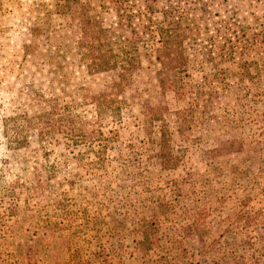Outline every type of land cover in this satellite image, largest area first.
Wrapping results in <instances>:
<instances>
[{"label":"rangeland","instance_id":"obj_1","mask_svg":"<svg viewBox=\"0 0 264 264\" xmlns=\"http://www.w3.org/2000/svg\"><path fill=\"white\" fill-rule=\"evenodd\" d=\"M104 36L138 69L89 75L79 45ZM263 53L264 0H0V122L51 99L76 130L41 174L11 123L0 264H264Z\"/></svg>","mask_w":264,"mask_h":264},{"label":"trees","instance_id":"obj_2","mask_svg":"<svg viewBox=\"0 0 264 264\" xmlns=\"http://www.w3.org/2000/svg\"><path fill=\"white\" fill-rule=\"evenodd\" d=\"M111 41H112V38L104 36L102 37V40H99L98 42H96L94 39L93 43L83 44L82 46L79 45V47L84 50L83 53H81V58L85 57L84 65L89 75L96 74L99 72H104V71L108 72L112 70L118 73H121L119 75H122V72L125 70L127 71L128 68L130 69V71L134 69H138V61L136 60V57H137L136 45H130V47H127V48L124 46L127 49V51H124L123 50L124 47L119 45L117 49L115 47L116 45L114 46L113 42ZM113 47L115 48L116 53L113 52ZM241 48H243L244 50L243 54H244L245 50L249 48V43L247 45H243ZM122 52H123V55L125 54L126 56L125 58L123 56L120 57V54L122 55ZM156 52H160V49H157ZM219 52H220L219 49L214 48V49H209L207 53L202 54L204 63L208 64L210 66V70L213 71L214 73L218 72V69H217L218 60L215 59V57L213 56V53L218 54ZM127 53L131 55L127 57ZM252 64L256 65L251 61H243L239 67L240 72L249 73L248 68H250ZM163 66H165V64ZM175 66L176 65H174V67ZM258 67H259L258 71L260 73H264V53H263L262 64L258 65ZM254 70L256 73L257 71L256 68H254ZM119 75H117L116 81L108 83V86H107L108 88H112L114 85L116 86L119 83H121V81H119L120 79ZM107 96H108L107 94H98L93 98V104L95 108L97 109L96 111L97 115L99 114L102 101H104L107 98ZM39 101L42 103L43 110L39 112L35 111L36 113L35 116L26 117L25 115H21L18 117H6L1 120L0 122L1 142L0 143L4 145L5 149L8 152H12L14 151V149L21 148L23 144L27 148V142L18 136V134L20 133L19 131H17L19 130V127H15V129L11 128L12 122L16 120H20L21 121L20 129H24L25 131H31V132L35 131L36 136L38 137L37 142L39 144H37L35 151L38 153V156H40V158H44V161L43 163H41L40 161L36 159V163H38L40 167L41 174H46V172L50 171L52 167V165H48V161L46 159L47 157L46 150L49 148V146H53L54 144L59 142L57 141L56 137H51V136L59 135L60 136L59 140H65V139L70 140L76 137L75 135L76 130L73 127V123L69 115H67V117H64V115H62V112L59 111L61 107H59L55 101L51 99L49 100L39 99ZM49 116H50V119H48L47 121H44ZM98 135L100 136V133H98ZM101 140H105V139L102 138ZM89 148H92V146L89 145ZM99 148H102V146H99ZM27 154H30V151H28V153H25V155ZM35 154L32 153L31 155H29L31 158H33V163H34ZM27 158L28 157H22L21 159L22 161L23 160L25 161ZM19 164H20V161H19ZM27 170L28 169L26 168V171Z\"/></svg>","mask_w":264,"mask_h":264}]
</instances>
